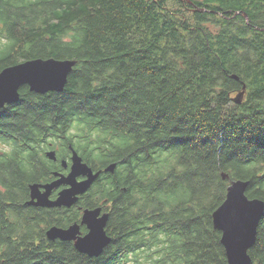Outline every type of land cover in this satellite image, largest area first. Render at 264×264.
<instances>
[{
    "label": "trees",
    "instance_id": "trees-1",
    "mask_svg": "<svg viewBox=\"0 0 264 264\" xmlns=\"http://www.w3.org/2000/svg\"><path fill=\"white\" fill-rule=\"evenodd\" d=\"M50 58L76 61L64 91L0 111V264H228L211 217L229 183L264 202V0H0V72ZM48 144L116 162L113 184L26 206ZM104 200L99 257L45 239ZM249 255L264 264V216Z\"/></svg>",
    "mask_w": 264,
    "mask_h": 264
},
{
    "label": "water",
    "instance_id": "water-1",
    "mask_svg": "<svg viewBox=\"0 0 264 264\" xmlns=\"http://www.w3.org/2000/svg\"><path fill=\"white\" fill-rule=\"evenodd\" d=\"M244 18L247 20L246 15ZM75 66L76 61L50 58L34 59L3 69L0 72V110L18 103L19 90L24 86L29 92L38 95L62 93ZM243 94H237L235 98L237 104L242 101ZM69 149L72 152L69 173L67 175L54 173L57 179L49 184L29 185V200L25 203L26 206L41 209H71L77 204L79 197L89 191L101 171L94 173L71 146ZM46 156L49 160H56L53 151L47 152ZM62 166L66 167L64 161ZM115 167V164H110L104 172L113 173ZM80 178L83 180L79 181ZM248 185L249 182L241 180L230 182L224 201L212 213V225L221 234L220 244L228 264H252L249 251L257 240L258 227L264 216V202L246 196ZM60 188L62 189L59 190ZM54 191L58 193L56 198L51 200L50 196ZM100 214V208L85 209L80 224L74 223L65 229L50 227L45 233L46 238L50 242H72L79 254L97 258L111 243V238L105 231L108 214L102 216ZM80 226H85L87 229L84 236H80Z\"/></svg>",
    "mask_w": 264,
    "mask_h": 264
},
{
    "label": "flooded vegetation",
    "instance_id": "flooded-vegetation-1",
    "mask_svg": "<svg viewBox=\"0 0 264 264\" xmlns=\"http://www.w3.org/2000/svg\"><path fill=\"white\" fill-rule=\"evenodd\" d=\"M69 146L72 147V145L68 144L66 146V149H60V153L61 155L59 154V149L57 147H52L51 144H48V147L47 149L44 151V157L45 159L47 160V162H49V165L51 166V171L49 172L50 174V178L49 179H45L39 183H35L37 185H45V184H49L51 183L52 181L56 180L57 178L54 176V173H58V174H63V175H67L69 173V169H70V165H71V157H72V152L71 150L69 149ZM73 148V147H72ZM73 150L78 154L79 157L80 154L77 152L76 149L73 148ZM50 151H53L55 152V155H56V160L55 161H52V160H49L46 156L47 152H50ZM82 161H83V158L81 157ZM65 162L66 163V167L65 166H62V162ZM83 163H85L83 161ZM86 164V163H85ZM110 164H115L116 167H115V170L113 173H105L104 172V169L110 165ZM90 167V166H89ZM118 168V164L116 162H112V163H109L107 164L106 166H104L103 168L99 169V170H93V172H97V171H101L99 177L94 181V183L92 184L91 188L89 189V191L84 194L83 196H81L79 198L80 199H85V200H88L90 198V195H91V191L94 187V185L98 182L100 183L101 185H104V186H109V185H112L114 180H115V172ZM79 181L83 180V178H80L78 179ZM62 188H60L59 190H61ZM41 192H43V190H41ZM57 193L58 191H54L51 196H50V199L53 200L56 198L57 196ZM29 197V196H28ZM106 200H104L103 202H101L100 204H98L97 206H94L93 208H90L89 210L91 209H95V208H100L101 209V214L100 216H102L103 214H108V217H109V210H108V207L111 205L112 202H105ZM41 209V208H40ZM60 209H64V208H60ZM59 209V210H60ZM79 209V212H80V217H79V220L78 222H75V223H80V219H81V216H82V213H83V210L85 209H88V208H82V207H78ZM66 210V209H65ZM68 227V226H67ZM65 227V228H67ZM46 233V232H45ZM87 233V229L85 226H80V236H84L85 234ZM45 236V239L46 238V235L44 234ZM56 242V241H55ZM60 242V241H59ZM73 245V244H72Z\"/></svg>",
    "mask_w": 264,
    "mask_h": 264
},
{
    "label": "rangeland",
    "instance_id": "rangeland-1",
    "mask_svg": "<svg viewBox=\"0 0 264 264\" xmlns=\"http://www.w3.org/2000/svg\"><path fill=\"white\" fill-rule=\"evenodd\" d=\"M0 150H4V148L0 146Z\"/></svg>",
    "mask_w": 264,
    "mask_h": 264
},
{
    "label": "bare ground",
    "instance_id": "bare-ground-1",
    "mask_svg": "<svg viewBox=\"0 0 264 264\" xmlns=\"http://www.w3.org/2000/svg\"><path fill=\"white\" fill-rule=\"evenodd\" d=\"M58 174V173H57ZM60 175H63V174H60Z\"/></svg>",
    "mask_w": 264,
    "mask_h": 264
}]
</instances>
